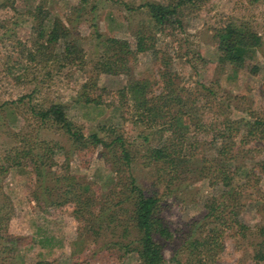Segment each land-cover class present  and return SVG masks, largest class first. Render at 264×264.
I'll list each match as a JSON object with an SVG mask.
<instances>
[{
  "label": "rangeland",
  "instance_id": "rangeland-1",
  "mask_svg": "<svg viewBox=\"0 0 264 264\" xmlns=\"http://www.w3.org/2000/svg\"><path fill=\"white\" fill-rule=\"evenodd\" d=\"M173 1L0 0V264H142V234L129 221V201H122L128 170L118 172L110 148L77 151L64 129L37 115L54 103L66 105L69 118L86 135L99 131L108 142L115 132L124 135L132 152L129 173L146 195L160 198V215L171 233L155 235L163 264H264L259 254L261 248L264 252V126L247 135L246 125L264 122V0H201L180 9V25L175 20L158 26L146 3ZM55 18L72 29L82 61L65 58L63 43L50 44L48 34H38ZM228 21L247 23L263 41L238 70L219 60L215 34ZM138 31L154 42V50L116 56L118 49L107 42L117 38L134 44ZM107 63L114 73H103ZM166 80L195 103L196 121L213 124L209 130L190 127L193 148L185 153L180 175L148 159L157 139L144 136L164 120L152 129L140 119V106H134V95L139 94V103L143 96L128 92L124 97L120 91L143 82L149 86L147 98L158 101ZM85 92L102 95L104 103H86L80 97ZM230 120L240 121V129L217 137L216 144H228V157L219 158L226 164L233 159L230 165H241V173L226 201L234 198L236 205L219 207L224 224L208 215L209 206L225 197L213 164L204 160L203 145ZM171 139L170 131L161 138ZM42 154L52 159H43V174H38L35 163ZM62 177L70 179L59 182ZM88 182L91 189L85 192L92 201L77 214L76 204L62 203L61 194L69 183L79 189ZM101 207L116 215V227L105 221L100 231L95 228ZM235 212L244 231L234 224ZM209 254L213 257L207 260Z\"/></svg>",
  "mask_w": 264,
  "mask_h": 264
},
{
  "label": "trees",
  "instance_id": "trees-1",
  "mask_svg": "<svg viewBox=\"0 0 264 264\" xmlns=\"http://www.w3.org/2000/svg\"><path fill=\"white\" fill-rule=\"evenodd\" d=\"M200 1L201 0H177L168 4L148 2L146 3V6H148L152 18L158 26L168 27L171 26L175 20L179 23V25L181 24L180 9L184 5L196 6ZM52 23L53 24L48 29L41 26L38 30V34H48L47 42L50 44H57L60 42L63 43L65 58L70 59L71 61H82L83 58L80 55V46L70 38V34H73L72 29L60 18H55ZM216 31L215 36L217 38L219 60L224 64L230 63L236 68V70L244 66L247 62V58L253 56L255 50L263 43L261 35L255 32L250 25L244 22L236 23L228 21L223 26L217 28ZM107 43L111 45L112 49H118L116 56H121L122 51L124 54H136L154 50V42H151L143 31L137 32L136 42L134 44H132L129 40L117 38L111 39ZM120 59H123V57ZM108 64L109 63L103 66V73L113 72L111 66H108ZM88 87V85H85V88ZM147 89H149V86L140 82V85L131 84L128 87H124L120 91L124 97L127 96L128 92L134 94L138 92L140 93V96H143L140 97L139 103V97L137 98V95L139 94L134 95V106H140L138 107L140 109V119H142L144 123L150 124L152 129L159 125L161 119L164 120L161 128L157 129L156 132H151L150 135L144 136L146 141L150 140L152 136H154L153 139H157L156 144L148 150V159L153 162L166 165L172 171L173 175H180L178 169L181 163L186 162L188 157V147H190L189 151L193 148L192 144L194 141L191 145L190 142H188V135L191 129L190 127L195 125L196 127H200L204 130H209L213 124L208 125L204 121H196V116H194L196 109L195 103L187 99L186 92L183 88L176 87L172 82L166 80L162 93L159 97H157L159 99L158 101H155L153 98L150 101L147 98V95H145ZM103 91L105 93L108 92L107 88H103ZM80 97H85L84 101L86 103H95L98 105L104 103L102 95L92 97L89 92H85L84 95L82 94ZM37 115H39L43 121L52 125L56 124L60 128L64 129L65 133H67L73 141L77 151L98 146H102L104 149L110 148L111 153L108 154H111V160L116 164L114 167L117 168L118 172L123 174V171H125L124 169L128 170L127 175L125 176L128 186L126 184V188L123 191V194H126V200L122 199V201L124 203L129 201L131 210V214H129V221L142 234L140 240L141 245L139 247L142 264H163L165 261L164 254L161 246L155 240V235L158 234L160 236L169 237L171 233L169 229L165 227L163 218L160 215V198L155 195H146L144 190L136 184L133 175L129 173V165L132 161V152H130L126 144L124 135L122 133L115 132L111 142H108L99 131H94L91 134L86 135L80 126H75V124L71 121L68 116V108L63 103L51 104L46 110H40V112H37ZM235 123L239 124L236 126ZM263 123L264 122L259 119H256L254 122H247V135H252L255 131L260 129V127L264 126ZM240 125H242L240 124V121L230 120L228 128L221 130L219 135L214 137V140L210 143L208 142L209 144H207V146L203 145L204 147H207L206 149L208 151V154H205L204 156V160L213 164L215 172L217 173L215 176L216 183L221 184V186L224 187L225 202L220 205L217 204L216 206H209L208 215L217 223L227 224V221L222 220V218L220 219L221 212L219 213V207L224 205L225 208H228L230 205H236L234 198H232L233 201L232 199H229V203H226V201H228V198L232 197L230 190L235 186L236 177L241 173V165L232 167L230 163L233 164V159L228 160V158H226V160L229 161V164L220 160V156L225 155V157H228V144H225L223 141L221 145H217L216 139L217 137H219V139L221 137H226V133L231 132V130L236 132L240 129ZM165 131L171 132L172 139L170 141L161 140ZM230 135L232 136V134ZM197 141L199 140L197 139ZM48 150L52 151L53 147L49 146ZM32 151L33 148L30 147L27 152H24L25 156L31 154ZM186 152L187 154H185ZM105 155L107 157V154ZM47 158L49 160L52 159L51 156H47L45 154L38 156V160L35 163V168L38 171V174H43L44 166L42 164L45 165V161H43V159L47 160ZM51 164L52 162H50L47 166L50 167ZM124 166L127 167L124 168ZM203 167L205 169V166ZM69 179V177H62L59 178V182H65ZM69 184L70 185L67 190L61 194L63 197V200L61 201H63L62 203L69 201L74 202L77 209L76 213L82 215V213L86 211L88 202L92 201L91 195L88 196L85 192V190L91 189V183H82L79 185V189L75 188L77 183ZM54 203L59 202L56 200ZM101 212L102 213L98 215V222L96 223L97 225H95V228L98 227L97 229L100 231L104 226L103 223L105 221H107L106 223L108 226L116 227V224L114 223L116 221V215L108 214L109 212L107 208L105 210L103 208ZM238 214V212H235L234 214V224L239 226V231H244L246 227L245 223L239 218ZM124 235L126 234L124 233ZM217 240V237H212V241L216 243L215 246L218 248V251H222L223 244L218 243ZM259 252V254H261L260 258L264 259V252L262 248ZM212 257L213 254H209L207 260Z\"/></svg>",
  "mask_w": 264,
  "mask_h": 264
}]
</instances>
